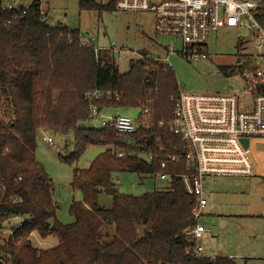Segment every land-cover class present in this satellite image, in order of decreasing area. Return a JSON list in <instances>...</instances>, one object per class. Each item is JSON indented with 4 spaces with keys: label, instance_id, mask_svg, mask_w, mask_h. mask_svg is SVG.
Wrapping results in <instances>:
<instances>
[{
    "label": "trees",
    "instance_id": "1",
    "mask_svg": "<svg viewBox=\"0 0 264 264\" xmlns=\"http://www.w3.org/2000/svg\"><path fill=\"white\" fill-rule=\"evenodd\" d=\"M258 1L264 23V0ZM39 6H24L18 19L4 13L12 22L0 28V231L7 224L11 232L0 244V264H236L186 253L197 220L181 176L194 168L184 159L161 167L163 155L183 145L170 130L182 88L171 65L145 56L121 72L115 52L82 44L78 28L50 26ZM80 8L100 16L118 10L116 0H80ZM218 68L226 77L237 74L234 66ZM93 91L100 97H87ZM92 108H138L139 126L130 135L88 127ZM41 132L74 138V152L60 156L71 165L90 147L106 148L87 169L74 170L72 188L82 199L71 204L72 223L57 219L54 183L36 155ZM127 171L143 178L169 173L170 188L122 194L113 175ZM102 191L113 197L110 209L100 202ZM33 234L54 235L58 244L40 249Z\"/></svg>",
    "mask_w": 264,
    "mask_h": 264
},
{
    "label": "built area",
    "instance_id": "2",
    "mask_svg": "<svg viewBox=\"0 0 264 264\" xmlns=\"http://www.w3.org/2000/svg\"><path fill=\"white\" fill-rule=\"evenodd\" d=\"M32 3L40 5L42 21L50 26L58 25L49 15L44 0H0V28L12 22L11 18L3 16L4 13H14L13 18L18 19L23 7ZM116 6L122 11L153 14L158 34L181 41L179 50L173 45L166 47L168 54L160 60L169 65V56L174 52L189 62L207 58L210 36L222 29L239 32L240 49L234 67L236 75L241 77L242 89L232 93H194L181 88L173 100L170 130L183 145L177 153L166 152L161 162L162 169H166L171 162L184 159L194 168L181 176L187 193L195 197L192 214L197 220L190 233L192 244L186 253L203 256L204 249L196 242L210 232L199 223L208 204L206 184L223 177L254 176L255 165L247 143L264 139V23L260 3L258 0H116ZM81 43L95 47L96 52L120 50L114 43L99 45L98 40L88 34L82 35ZM87 97L99 98L100 93L89 92ZM148 113L145 109L142 116L146 118ZM90 117L104 119L102 127L111 126L121 134L130 135L139 126V117L105 116L97 108L91 109ZM147 159H152V153L147 154ZM154 176L165 180L166 188H170L171 174L162 171Z\"/></svg>",
    "mask_w": 264,
    "mask_h": 264
},
{
    "label": "rangeland",
    "instance_id": "3",
    "mask_svg": "<svg viewBox=\"0 0 264 264\" xmlns=\"http://www.w3.org/2000/svg\"><path fill=\"white\" fill-rule=\"evenodd\" d=\"M108 3L111 0H96ZM49 15L55 23L78 28L98 40L99 45L114 43L120 50L114 54V61L121 72H128L131 64L137 62L146 53L148 58L163 59L167 56L166 47L173 45L180 49L181 41L173 36L158 34L155 19L151 13L113 10L100 16L94 10H81L80 0H44ZM239 32L222 29L209 38L208 57L189 62L174 52L169 63L176 73L180 86L187 92L232 93L242 89L240 75L226 77L219 66L237 64ZM105 116L126 115L137 118L140 109L116 108L103 111ZM104 119L95 118L87 122L88 127L99 128ZM44 137L51 138L49 142ZM74 138L41 132L38 138L37 158L45 166L54 183L53 198L58 205L57 219L62 223H72L74 217L70 207L74 199L81 200L80 192L72 188L74 170L87 169L105 147H90L73 165L60 158L74 152ZM252 147V146H251ZM143 156L142 153H139ZM262 175L251 177H223L205 186L208 201L199 223L210 232L198 239L203 256L235 257L237 264H264V167ZM118 191L122 194L142 196L156 189L166 187L167 182L159 176L141 177L133 172H121L113 175ZM102 206L110 209L113 197L105 192L99 194ZM17 220V219H16ZM15 220V221H16ZM10 227L0 231V244L4 243L11 232ZM218 228L217 235L213 229ZM191 239V237H190ZM32 243L40 249H49L58 244L54 235L41 238L35 235Z\"/></svg>",
    "mask_w": 264,
    "mask_h": 264
},
{
    "label": "crops",
    "instance_id": "4",
    "mask_svg": "<svg viewBox=\"0 0 264 264\" xmlns=\"http://www.w3.org/2000/svg\"><path fill=\"white\" fill-rule=\"evenodd\" d=\"M154 25H155V22H154ZM247 145H248V147H250V150L252 152V157H253V161H254V165H255V174L256 175H262L261 170L264 167V139H253L250 142H248ZM219 179L220 178H218L214 181H217ZM35 235L36 234L32 235L31 240L33 239V237ZM212 257H216V255H214ZM228 257L235 260V257H233L232 255H230Z\"/></svg>",
    "mask_w": 264,
    "mask_h": 264
},
{
    "label": "water",
    "instance_id": "5",
    "mask_svg": "<svg viewBox=\"0 0 264 264\" xmlns=\"http://www.w3.org/2000/svg\"><path fill=\"white\" fill-rule=\"evenodd\" d=\"M143 56H146V53H144ZM69 138H70V136L68 135V136H67V139H69ZM217 232H218V228H214V229H213V233H214L215 235H217Z\"/></svg>",
    "mask_w": 264,
    "mask_h": 264
}]
</instances>
